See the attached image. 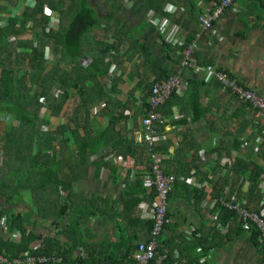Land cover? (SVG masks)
I'll list each match as a JSON object with an SVG mask.
<instances>
[{"label":"crops","instance_id":"crops-1","mask_svg":"<svg viewBox=\"0 0 264 264\" xmlns=\"http://www.w3.org/2000/svg\"><path fill=\"white\" fill-rule=\"evenodd\" d=\"M215 1L217 0H86L102 18L101 23L104 25L100 24L89 31V41L82 44L80 62L84 66L100 56L103 43L110 47L109 50H104L107 52L104 60H111L108 72L103 76L109 106L104 109L105 100L95 102L91 114L97 129L107 126L110 116L114 119L115 128L107 138V146L96 154H105L104 161H107V165H92L89 174L82 177L86 181H73L70 193L60 188L59 192L55 191L49 197L59 194L60 201L63 202L72 193L90 192L105 197L106 201L101 204L111 213L116 209L131 210L130 214L124 212L116 216L117 219L99 214L87 220L83 218L80 228L87 227L90 230L85 236L91 242L123 241L124 244L135 245V242L147 238L145 231H140L133 239L131 237L139 228H143L137 223V217L146 219L143 204H149L147 194L150 191L145 187V193L134 196L135 199H141L137 205H134L133 199H128L130 202L126 204L121 199V191L125 187L123 179L127 176L129 180L134 179L141 173L139 170L143 165L135 164V156L126 154L123 157L113 143H118L121 139H126L127 142L142 141L144 105L143 108L141 106L148 85L167 76L178 75L186 85L178 87L159 109L165 121L162 123L163 130L158 132L157 145L159 148H167L166 152L159 151L166 155L163 160L164 170L176 176L184 175L187 179L184 183L180 180L182 183L178 184L184 185L178 188L174 184L170 193L169 228L164 230L162 238H170L174 243H168L169 248L165 247L163 252H158L154 264H264V252L259 251L251 242L249 230L245 229L246 231L237 234V218L233 217L222 224L219 221L221 213L218 212L217 219H214L217 208L211 206L215 197L213 186L224 174V165L231 158L244 155L243 143L240 149L235 147L237 140L248 139L256 133L262 125V119L251 106L243 105L234 98L212 74L182 66L181 45L173 44L171 40L170 44L162 42V36L167 40L165 32L176 26L177 35L183 39L197 37L198 46L193 54L197 62L213 64L245 86L264 94V0H235L214 20L209 30L201 31L198 15L210 10ZM105 18H113L114 23H108L112 27L105 26ZM162 21H166V24L161 29ZM50 51L48 47L46 52L52 57ZM97 92L94 91L90 97L97 98ZM74 99L75 96L72 97ZM71 103L64 104L60 116L66 118L64 116L71 115ZM51 122L56 123V119L52 118ZM119 150L124 152V147L121 146ZM107 155L110 157L107 158ZM111 163L118 165L121 174L116 184L109 179L108 165ZM136 166L139 170L134 169ZM192 187L205 192L199 208L193 206L195 202ZM245 187L246 184L243 189ZM44 196L46 197V193ZM41 198L42 195H39L38 201L41 202ZM72 198L77 199L74 196ZM97 200L96 203L100 204L99 199ZM32 202L33 198L26 197V201L23 200L22 203L29 206L27 211L32 208ZM64 219L67 221L69 216ZM33 220L35 232L56 237L57 228L50 223L51 218L33 215ZM127 221H132L127 233L125 232L127 238H121L119 227L127 225ZM209 226L217 227L218 231L212 229L207 232L205 229ZM197 227H202L206 232L202 244L198 243L197 238L193 241L191 235ZM29 228L31 229V224ZM226 233L231 236L230 239ZM196 235L202 234L197 231ZM57 237L61 243H65L64 237ZM118 245L122 247L121 244ZM167 252L171 253V260L161 263ZM77 254L86 256L82 247L76 250L75 255ZM118 264L124 262L120 261Z\"/></svg>","mask_w":264,"mask_h":264},{"label":"trees","instance_id":"trees-1","mask_svg":"<svg viewBox=\"0 0 264 264\" xmlns=\"http://www.w3.org/2000/svg\"><path fill=\"white\" fill-rule=\"evenodd\" d=\"M18 1L0 0V251L9 257L18 256L24 251L54 256L55 260L50 259L43 264H118L120 261L132 264L133 260L129 253L134 246L133 243L124 244L123 241L117 243L108 240L91 242L85 236L90 230L87 227L80 228L83 218L87 220L99 214L110 219L124 212L130 214L131 210L116 209L111 213L101 204L106 198L90 192L72 193L63 202L60 201L59 194L43 197L49 188L50 191L58 192L63 188L70 193L73 181L77 177L87 176L92 165H107V161H104L106 155L96 154L107 146V138L115 128L114 119L110 116V123L97 129L91 110L93 103L102 100L106 101L104 109L109 106L107 90L103 87V76L108 72L111 62L104 60L107 54L104 50L105 48L109 50V45L102 40L104 47L99 52L100 56L84 66L80 62L82 44L89 41V31L98 27L102 18L86 0H27L23 8L13 14L12 9ZM47 11L57 18L56 27L48 26ZM2 14L8 16L3 17ZM162 42L170 44L163 36ZM48 47L52 57L47 56ZM183 47L181 46V50ZM152 84L148 85L145 99L142 101L143 113L148 108ZM96 90L98 92L95 97L99 96L91 98V94ZM231 95L243 105L249 106L234 94ZM74 96L75 99L72 100ZM66 102H72L70 108L72 113L63 118L60 114ZM52 118L56 119V123L51 122ZM45 126L47 127L44 128ZM156 127L158 132L163 130L161 123H157ZM242 143L243 157L231 158L232 160L224 165L225 172L215 181L213 195L244 199L249 208L257 210L260 208V200L264 198V191L259 185L264 179L262 126L260 125L250 138L237 140L235 147L240 149ZM157 144L158 142L155 144V150L167 151L166 146L159 148ZM113 146L123 157L126 154L135 156V164L143 165L140 170L138 169L141 173L149 169V149L144 141L127 142L126 139H121L120 142L113 143ZM121 146L124 147L125 153L119 150ZM108 167L109 179L116 184L121 175L119 167L115 163L109 164ZM141 173L132 180H129L128 176L123 179L125 186L121 191L123 204L130 202L128 199H133L134 205H137L141 200L134 198L145 193ZM220 181L222 183H219ZM182 182L177 180L176 188L184 185L178 184ZM244 184L246 187L243 189ZM187 187L190 188L189 185ZM191 191L195 202L193 206L199 208V202L205 192L203 189L193 187ZM27 192L33 198L32 208L28 211L17 210L16 206L19 207V204L26 200L24 194ZM39 195H42L41 202L38 201ZM72 196L77 199L73 200ZM154 196L155 191L152 189L147 194L149 203L153 201ZM97 199L100 204L96 203ZM216 208L218 205H215ZM220 213L219 221L222 224L233 217L237 218L233 211L226 208H221ZM32 215L51 218L50 223L57 228L56 237L35 232L36 226ZM65 215L69 216L67 221L64 219ZM170 216L171 211L168 208L167 219ZM3 218L5 220L1 222ZM137 219V223L143 228H139L132 239L140 231H145L147 236L150 235L153 225V219L149 217ZM131 223L132 221H127V225L119 224L121 238L126 237L128 225ZM166 228H169V221L157 236L156 254L149 264L155 263L158 252H163V248L174 243L170 238H162ZM236 228L237 234L246 231L239 221ZM212 229L218 231L215 226L206 227L205 230L211 232ZM16 231L19 232V236L14 238L12 233ZM195 231H200L203 237L197 236ZM249 232L251 242L259 251L264 252L258 231L251 228ZM204 234L206 232L203 228L197 227L191 235L193 241L197 238L198 243L202 244L206 238ZM226 235L231 238L227 233ZM57 236L64 237L65 243H61ZM38 241L39 248L33 250ZM118 244L122 247L120 248ZM79 247L86 252V256L75 255ZM170 256L171 253L167 252L161 263L171 260ZM195 259L197 261V257Z\"/></svg>","mask_w":264,"mask_h":264},{"label":"built area","instance_id":"built-area-1","mask_svg":"<svg viewBox=\"0 0 264 264\" xmlns=\"http://www.w3.org/2000/svg\"><path fill=\"white\" fill-rule=\"evenodd\" d=\"M235 0H217L213 3L210 10L200 13L198 15V22L201 31L209 30L215 19H217L225 9H227ZM22 4V3H21ZM20 0L14 9L17 12L21 6ZM50 16L48 18V26H53L54 18L51 13L47 11ZM166 24V21L160 23V28ZM177 27L165 32V38L168 42L184 46L182 49V56L180 63L184 67H188L194 71H206L212 74L216 80L222 85L224 89L234 94L243 102L251 106L256 114L262 119V132H264V94L255 91L252 88L240 83L237 79L230 76L228 72L223 69L215 67L213 64H202L193 57L194 50L198 46L197 37H192L190 40L183 39L182 36L177 35ZM198 36V34H197ZM171 40V41H170ZM85 64V61L83 62ZM186 85L178 75H170L159 81L153 82L148 96V108L142 116V137L149 149V169L143 171L142 182L144 187L151 191L154 189L155 196L151 203L143 204L146 208V216L153 219V225L150 235L144 240H139L135 243L131 250L132 264H148L151 259L155 257L157 248V236L163 231L165 223L168 221L166 214L169 205V195L177 180H186L184 175L176 176L172 173H167L163 168V160L166 157L163 153L155 150V144L158 138L157 123H164L165 117L160 113L159 107L164 103L171 94L180 86ZM110 155L107 156L109 158ZM138 170L137 166L134 167ZM133 171V174L135 173ZM262 191H264V179L259 183ZM211 206L218 205L217 211L213 218L217 219L218 212L221 208H226L233 211L237 220L240 222L242 228L250 230L254 228L260 235L261 245L264 246V198L260 200L259 209H251L247 206L244 199H238L234 196L227 198L225 195L214 197L211 201ZM4 218L1 222H4ZM19 236V232L12 233V237ZM38 245L33 246L36 250ZM55 260L54 256L46 254H34L30 251H24L18 256L9 257L3 251H0V264H38L44 263L48 260Z\"/></svg>","mask_w":264,"mask_h":264},{"label":"rangeland","instance_id":"rangeland-1","mask_svg":"<svg viewBox=\"0 0 264 264\" xmlns=\"http://www.w3.org/2000/svg\"><path fill=\"white\" fill-rule=\"evenodd\" d=\"M24 2L26 3L27 2V0H20V4H21V6H20V8L19 9H22L23 8V4H24ZM19 11V10H18ZM12 12H13V14H15V13H17V9H12ZM12 12L9 14V15H11L12 14ZM1 16H3V17H6V16H8V14H2ZM51 16L54 18V24H53V26L54 27H56L57 26V24H58V21H57V18H55V16L54 15H52L51 14ZM50 17V16H49ZM50 19V18H49ZM104 23H105V26H107L108 25V28H110V27H112V25L111 24H108V23H114V20H113V18H105L104 20ZM101 25H104V24H102L101 23ZM47 52H49V51H47ZM49 55V53L47 54V56ZM54 56V55H53ZM44 110H42V112H43ZM47 126H45L44 128H46ZM257 142H259V139H257ZM64 168V167H63ZM65 172V171H64ZM77 179L78 180H84V181H86V179H83L82 177H77ZM90 189H91V187H89ZM76 190H78L77 188H76ZM54 193H55V191H50L49 189H48V192L46 193V197L45 198H47V197H49L50 195H54ZM24 196H26L28 199H30L31 198V195H30V193L29 192H27L26 194H24ZM25 197V198H26ZM26 201V200H25ZM19 208V210L20 211H26L28 208H29V206L27 205V204H23V203H20L19 204V207L18 206H16V209H18ZM66 217L68 216V215H65ZM65 217V218H66ZM31 218L33 219V215L31 216ZM35 219V218H34ZM82 222V221H81ZM84 222V221H83ZM86 224V223H85ZM36 245V244H35ZM215 260V259H214Z\"/></svg>","mask_w":264,"mask_h":264},{"label":"bare ground","instance_id":"bare-ground-1","mask_svg":"<svg viewBox=\"0 0 264 264\" xmlns=\"http://www.w3.org/2000/svg\"><path fill=\"white\" fill-rule=\"evenodd\" d=\"M36 245H38V248H39V246H40V243L38 242ZM56 260H57V258H56ZM151 261V260H150ZM45 263V262H44ZM38 264H43V263H38ZM149 264V263H148Z\"/></svg>","mask_w":264,"mask_h":264}]
</instances>
